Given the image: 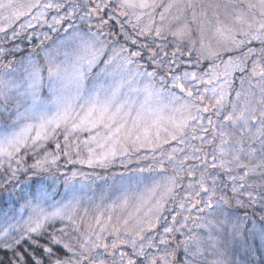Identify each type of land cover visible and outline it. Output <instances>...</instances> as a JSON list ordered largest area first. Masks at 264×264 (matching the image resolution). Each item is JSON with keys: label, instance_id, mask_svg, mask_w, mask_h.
<instances>
[{"label": "snow or ice", "instance_id": "obj_1", "mask_svg": "<svg viewBox=\"0 0 264 264\" xmlns=\"http://www.w3.org/2000/svg\"><path fill=\"white\" fill-rule=\"evenodd\" d=\"M175 4L176 0L165 6V10ZM161 6L158 0H0V33L8 41H15L36 25L49 30L42 34L40 45L20 60L7 59L22 51L19 45L12 49L0 47V252L11 253L7 264H108L107 258L115 256V250L121 245L130 246L132 251H120L118 260H113L112 264H141V261L143 264H172L169 258L173 252L164 250L157 256L146 249L159 251V245L168 243L166 236L181 232L191 216H184L181 223L177 219L181 213L173 215L172 222L163 228L158 244L146 234L159 224L169 199H175L176 189L180 187L178 179H183L181 173L190 160L200 163L192 164L191 170L186 172L194 182L184 189L185 195L177 204L179 209L203 214L222 211L221 206L230 203L224 191L228 184L218 174L213 175L217 170L222 171L231 184L234 197L246 195L249 203L257 202L258 196L264 198V194L253 195L248 191L253 186L246 183L258 171L264 175V0H229L223 5L225 20H217L220 26L214 34L221 39L216 49L205 48L201 41L199 51L205 58L218 59L221 52L242 53L223 61L222 76L215 71L220 65H214L203 74L181 73L176 52L169 58L159 46L153 49L151 44L138 43L153 30L157 37L165 31L163 26L153 29L151 19L141 26L142 19L151 18ZM186 6L196 7L191 0ZM28 17L19 29L13 28ZM160 18H165L164 13ZM117 26L119 31H116ZM201 31L203 33V29ZM184 34L183 27L172 33L174 36ZM237 35L244 39L237 40ZM34 37L40 39V34L29 33L28 42ZM249 40L260 42L259 51L248 48L242 52ZM48 41L51 46L45 49L43 45ZM37 47L44 54V65L35 59ZM132 47L137 50L133 51ZM253 56L257 58L251 59L249 68L248 62ZM141 60L155 66L154 69L147 71L145 64L139 63ZM163 69L167 71L161 75ZM236 71L246 73L241 84L247 82L248 87H242L236 92V99L229 102L227 89ZM157 76L160 77L159 87L156 86ZM140 78H146L148 83L143 88L132 87ZM219 80L222 84L207 87L216 85ZM197 85L205 87L201 90ZM173 89L184 95L177 96ZM213 109L217 121L208 118L213 136L205 141L204 135L197 134V126L199 132L208 134L209 128L201 123V114ZM189 129L191 140L215 145L211 162L207 153L204 158L197 155L202 151L200 147L192 146L191 155L184 147L172 148L164 155L173 165L175 174L156 185L163 189V194L146 211L143 209L147 201L140 199L134 212L124 218L117 217L118 223L112 229L117 239L111 245L101 243V233L107 231V227L102 226L96 233L91 225L90 234L96 235L95 241L78 242L79 251L75 245L64 242L67 226L57 229L55 221L67 220L73 231H79L74 218V206L79 200L77 190L70 183L78 175L76 171L65 177L63 194L53 187L58 180L55 173L60 170L57 162L61 157L66 158L67 164L106 168L117 155L144 148L155 152L172 141L186 145ZM85 132L89 135L81 140L79 136ZM60 136H63V144L59 142ZM49 141H56L52 151L45 150ZM180 153H184L183 159ZM25 157L33 163L28 164ZM159 163L163 166L164 161ZM197 170L199 177H196ZM21 175L24 180L20 179ZM56 195L69 199L57 206ZM236 202L244 206L243 200ZM127 204L128 198L124 197L109 211L126 208ZM70 206L72 212H69ZM25 211L28 212L26 219L22 215ZM111 219L109 215L108 220ZM245 222L246 218L232 224L233 237L243 233ZM207 223L213 225L212 220ZM96 224H101L99 216ZM248 231L264 248V225L257 228L254 224ZM45 237L47 239L41 243ZM209 240L213 241L215 251L217 242L211 235ZM25 243L32 247L31 252L22 248ZM181 243L187 257L183 264H197L198 258H203V242L199 237L190 236ZM100 247L105 249L103 258L95 253ZM0 264H5V260L0 259ZM212 264L226 262L221 254Z\"/></svg>", "mask_w": 264, "mask_h": 264}, {"label": "rangeland", "instance_id": "obj_2", "mask_svg": "<svg viewBox=\"0 0 264 264\" xmlns=\"http://www.w3.org/2000/svg\"><path fill=\"white\" fill-rule=\"evenodd\" d=\"M158 2L162 5L160 8H157L154 12V15L151 18L145 17L141 21V26L146 25L150 22V19L153 23V29L155 27L163 26L165 31L162 33L160 37L155 36V32L153 30L152 36L141 37L138 41L143 43L151 44L152 48H157L156 45L152 42L153 40H157L156 42L159 44V47L168 53L169 58H171V54L173 52H177L178 50L181 53V57H177V64L179 65L180 72L188 71V72H197L199 74H203L206 71H209L213 68L214 65H220L219 68H216L215 71L217 74L223 75L224 67L223 61L229 59V56L233 58L237 55L242 54L241 52H230L227 54L221 53L218 59L205 58L200 55L201 41L205 48L212 47L216 49L217 41L221 38L218 35H215V30L218 25L217 20L219 19L221 22L225 20L224 12L219 13L215 16H209L203 12L202 7L204 4L199 6L197 3L198 0H191L193 4H197L196 7L190 8L186 5L189 0H176V4L174 7L165 10V6L170 3H173L174 0H158ZM203 2V0H200ZM221 6L225 3H228L229 0H219ZM219 12V11H218ZM161 13H164V19L161 20ZM54 14V13H53ZM195 16V18H194ZM28 18H22L16 24L13 25L14 29H19L20 24L24 23ZM50 19V17H49ZM122 19V18H121ZM2 23V22H0ZM118 27V26H117ZM183 27L185 29V34L183 36H174L173 32L177 31V29ZM203 29V33L202 30ZM49 31L46 26L41 27L40 25H36L35 29H28L27 32L23 33L22 36L15 41H0V47H4L5 49L14 48L20 41V49L21 52H18L13 58L9 56L7 59H15L20 60L22 57H27L31 52L33 47L40 45V40L43 39V33ZM107 31V29H105ZM35 32L40 34V39H36L35 37L31 42H28L27 35L29 33ZM10 34H12V29H9ZM54 37L55 33H50ZM4 35L0 33V36ZM155 37V39L153 38ZM113 38H116L115 36ZM167 39H170L177 48H171L173 51L169 52L167 48H170L167 44ZM237 40L243 39L244 37L237 35ZM149 39V41L147 40ZM1 40V37H0ZM140 44V43H139ZM51 46V41H48L43 45L46 49ZM158 46V45H157ZM262 47L259 41L249 40L247 45L242 49V52H246L248 48H253L259 51ZM167 49V50H166ZM132 50H137L136 47H132ZM184 50V51H182ZM186 50V51H185ZM163 55V52H161ZM256 56L250 58L248 62V67H251V59H256ZM35 59L39 64L44 65V54L37 47V55ZM139 63L145 64V69L147 71H152L155 66H150L145 61L141 60ZM19 67V65H17ZM167 71V69L161 70V75ZM45 78L47 77V72L44 73ZM246 75L241 74L236 71L232 73V82L231 87L227 89L228 101H234L236 99V92L241 90L243 87L247 89L248 85L245 82L242 86L241 79L242 76ZM207 78V77H206ZM159 79L160 77H156V86L159 87ZM169 84L171 81H167ZM148 83L146 78H140L138 83L132 85L134 88H143L144 85ZM222 84V80L216 81V85H208L207 87L211 88L213 86H218ZM203 90V85H197ZM177 96H183L178 89H173ZM46 92V89H45ZM209 95L211 93L209 92ZM142 99V94L139 97ZM167 103V100L164 101ZM205 103H208L207 101ZM215 110L213 109L210 112L202 113L203 116L202 125L203 127L209 128L208 134H204L199 132V125L197 126V134L204 135L205 141L211 140L213 133L211 131V126L208 124V118L212 117L214 121H217V117L214 115ZM165 116L168 115L166 111L164 113ZM189 131V136L187 138L186 145H178L175 141H172L170 144H165L161 149H157L155 152L151 150V148H144L138 152H132L127 155H117L112 163L108 165L106 168L100 167H88L87 165L82 164H67L66 158L61 157V159L57 162L59 165V172H56L55 175L58 177V180L53 184L55 190L61 194H63L65 189L64 180L66 176H71L73 171H76L78 175L70 182L71 185L77 190L76 196L79 200V204L75 205L74 218L76 220V224L79 225V231H73V226L68 223L67 220L55 221V228H61L67 226L66 230L68 235L64 237V242L71 243L76 246V251H79V243H83L84 239H89L90 241L96 240L95 234L92 233V228L89 226H93L96 233L101 231L102 226L107 227V231L101 233L103 239L101 243H107L111 245V243L116 240V236L112 234L113 227L118 223L117 217L124 218L127 217L128 213L134 212L135 206L139 203L140 199L147 201L144 211L147 208L151 207L157 199L163 194L162 188H156L157 184H162L166 177L172 176L175 174V170L172 164H170L164 153L171 152L172 148L184 147L189 155H191V147L196 146L200 147L202 151L197 153V155L204 158L205 153L208 154L207 159L211 162V153L215 147L214 144L202 143L199 139L191 140V129ZM88 133H81L79 138L81 140L86 139L88 137ZM59 142L63 144V136H60ZM56 141H53V145L55 147ZM215 143H219V140H216ZM247 147V145H245ZM49 151L48 149H45ZM54 150V149H53ZM52 151V150H50ZM180 158L183 159L184 153L179 154ZM28 160V164L33 163V160L25 157ZM259 157H257V160ZM163 160V166L159 163V161ZM190 161H187L185 164V174L188 170H191ZM219 161H217L218 163ZM256 162L255 160L253 161ZM193 164H199L200 161L192 160ZM144 169V171H141ZM187 170V171H186ZM83 173L84 175H80ZM196 177H199L200 171H196ZM258 173V174H257ZM256 174L262 176L261 182L264 184V175H261L259 171ZM183 179H178V183L180 187L176 189L175 199H169L168 203L165 205V211L161 214V220L157 227L150 233L146 235L152 236L154 238V242L156 244L159 243L160 235L163 232V228L172 222V216L177 212H180L181 215L177 217V219L183 223L184 216H191V219L187 222V226L182 229L181 232H175L172 234H168L166 239L168 243L166 245H159V251L156 248L146 249L149 253H155L157 256L161 255L164 250L169 252H173V256L169 259L172 260L177 258V244L180 245L182 243V238L185 241L190 236H197L203 242V258H198L197 264H212L213 260H216L222 254V258L226 262V264H264V248L261 247L260 240L258 238H254L252 234L248 231L252 229L255 224L257 228L259 226L264 225L261 223L259 219L264 217V214L259 211H245L241 213L240 216L236 217L232 212L228 211V206L233 204H237V199L239 197H234L233 193L230 191L231 184L228 183L227 178L224 176L222 171H215L213 175H219L220 178H223L225 183L228 184V187L224 189L227 195L230 197V203L227 205H222V211L217 212H206V213H197L193 210L191 213L187 211H183L177 207V204L184 197L185 191L184 189L189 183L194 182L193 177L182 175ZM242 174V173H240ZM256 174H253L255 177ZM185 178V179H184ZM21 180H24L25 177L21 176ZM255 179V178H254ZM181 180V181H180ZM49 183H52L49 181ZM210 183V181H209ZM155 189V192H153ZM19 190V189H17ZM124 197L128 198V204L126 208H117L114 211H109L114 203L122 202ZM207 198L206 196L204 197ZM4 200L7 199L5 196ZM69 198H62L61 195H56L54 197V201L59 204L67 203ZM194 202V201H193ZM23 203V201H20ZM49 203H52L50 201ZM19 207V205H16ZM7 207V205H5ZM203 207V204L200 205ZM51 210V209H48ZM172 210V211H169ZM73 209L70 206L69 212H72ZM101 213H103L101 215ZM26 219L28 216V212L25 211L23 214ZM111 215V221L108 220V216ZM99 216L101 224H96V217ZM199 217V218H198ZM166 218V219H165ZM244 231L241 235H237L233 237L232 235V224L237 222L238 220H245ZM212 220L213 225L209 226L208 221ZM264 220V219H263ZM195 221V222H193ZM203 225V226H201ZM179 227V225H176ZM51 231V229H49ZM214 238V241L217 242V248L214 251L212 248L213 241L209 240V236ZM123 239V237H121ZM181 239V240H180ZM79 242V243H78ZM140 243V242H138ZM99 249V250H98ZM95 250L97 256L103 258L105 255V249L100 247ZM111 250V249H110ZM120 251L131 252L132 249L130 246L121 245L117 250H115V256L108 257V264H112L113 260H118V255ZM182 260L185 261L187 259L185 252L181 253ZM63 255V253H61ZM251 256L254 258L251 261ZM143 264V261H141Z\"/></svg>", "mask_w": 264, "mask_h": 264}, {"label": "trees", "instance_id": "obj_3", "mask_svg": "<svg viewBox=\"0 0 264 264\" xmlns=\"http://www.w3.org/2000/svg\"><path fill=\"white\" fill-rule=\"evenodd\" d=\"M197 3H199L198 5L199 6H201V4H204V6H202V7H199V8H202L203 9V12L205 13V14H207V15H209V16H212V15H214L215 16V13H216V15L217 14H219V13H223L224 12V8L221 6V4H220V2H219V0H203V2H200V0H198V2ZM197 5V4H196ZM216 5H220V7L218 8V7H216ZM219 11V12H218ZM123 19V18H122ZM126 27H128L127 25H126ZM116 31H119V28L117 27L116 28ZM129 31H131V29L129 28ZM8 34H10V33H8ZM150 36H152L151 34H150ZM1 37V40L0 41H8L7 40V37H5L4 35H1L0 36ZM154 39H155V37H153ZM244 39V38H243ZM148 41H149V39H147ZM166 40H167V44H168V46H170V48H167L168 49V51L169 52H172L173 50L171 49V48H177V46H175L174 44L175 43H173L170 39H167L166 38ZM157 40L155 39V40H153L152 42L156 45V47H157V45L159 46V44L156 42ZM140 44H144L143 42H139ZM17 44L20 46V41H19V43L17 42ZM166 49V50H167ZM175 51H177L176 53H177V57L179 56V57H181L180 55H181V53L178 51V50H175ZM182 51H184V50H182ZM186 51V50H185ZM21 53H22V51H20ZM221 53H223V52H221ZM223 54H225V53H223ZM9 56H11V57H13V58H15L14 56H12V55H9ZM8 56V57H9ZM7 57V58H8ZM53 143V141H49V142H47V144H46V148L45 149H48L49 151L50 150H53L55 147H54V145L52 144ZM26 161L28 162V160L26 159ZM189 164H193L192 163V160H190V162H189ZM187 171V170H186ZM189 171V170H188ZM258 174V173H257ZM255 175V177H253L254 175H251L248 179H247V181H246V183L247 184H250V185H252L253 187L251 188V189H247L248 191H252V193H253V195H258V194H264V184H263V182H261V180H262V176H261V179H260V176L259 175ZM182 175H185V176H187L186 174H185V172L182 174ZM196 175H197V173H196ZM21 176H23V175H21ZM20 176V177H21ZM255 178V179H254ZM185 179V178H184ZM181 181V180H180ZM241 197H243V198H241ZM241 197H239V198H241V200H243L244 201V206H240L239 204H233V201H232V205H230V206H228V208H227V210L228 211H230V212H232L236 217H238V216H240L241 215V213H242V211L243 212H245V211H250V210H253L254 212L255 211H259V212H262L263 214H264V198H260L259 196H258V199H257V202H255V203H249V201H248V199H247V196L245 195V196H241ZM259 221L261 222V223H264V220L263 219H259ZM45 239H47L46 237L45 238H43V239H41V243H43L44 242V240ZM181 240V239H180ZM184 239L182 238V241H183ZM181 243V242H180ZM22 248H28L29 249V252H31L32 251V247L28 244V243H25L24 245H22ZM99 250V249H98ZM176 251H177V258H175V259H173L172 260V264H183V260H182V257H181V253H183V252H185V250H184V246H183V244H180V245H178L177 244V249H176ZM62 253V252H61ZM37 255H40V252H39V250H37ZM11 256V253H7V254H5V253H3V252H0V259H4L5 260V264H7V260H8V258ZM100 256V255H99ZM254 260V258L251 256V261H253Z\"/></svg>", "mask_w": 264, "mask_h": 264}]
</instances>
